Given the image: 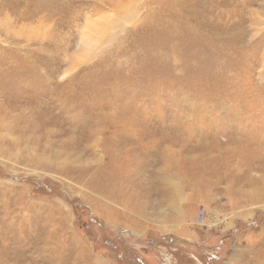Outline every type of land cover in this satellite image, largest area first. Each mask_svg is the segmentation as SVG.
Returning a JSON list of instances; mask_svg holds the SVG:
<instances>
[{
  "label": "rangeland",
  "instance_id": "rangeland-1",
  "mask_svg": "<svg viewBox=\"0 0 264 264\" xmlns=\"http://www.w3.org/2000/svg\"><path fill=\"white\" fill-rule=\"evenodd\" d=\"M0 264H264V0H0Z\"/></svg>",
  "mask_w": 264,
  "mask_h": 264
}]
</instances>
